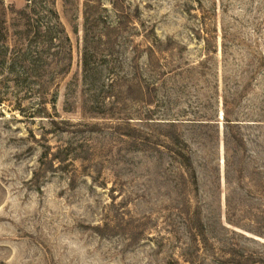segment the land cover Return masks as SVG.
<instances>
[{
	"label": "rangeland",
	"instance_id": "obj_1",
	"mask_svg": "<svg viewBox=\"0 0 264 264\" xmlns=\"http://www.w3.org/2000/svg\"><path fill=\"white\" fill-rule=\"evenodd\" d=\"M38 1L70 43L0 0V264H264V0Z\"/></svg>",
	"mask_w": 264,
	"mask_h": 264
},
{
	"label": "trees",
	"instance_id": "obj_2",
	"mask_svg": "<svg viewBox=\"0 0 264 264\" xmlns=\"http://www.w3.org/2000/svg\"><path fill=\"white\" fill-rule=\"evenodd\" d=\"M28 3L26 7L18 13L19 18H17L18 25L17 27L22 28L15 35L16 38L29 39L30 37L38 39V42H41L43 47H46L47 43H52L53 40L58 39L60 43H70V39L66 34L65 28L60 20V17L56 10L53 8L52 1H49L45 4L44 7H40V3L38 0H27ZM6 24V22H5ZM120 27V23H118ZM9 26H4L1 31L6 35V39L8 40V36L10 34ZM16 29V28H15ZM22 51V50H21ZM19 52V57L12 58V66L16 64V60L22 58V62L28 63L26 58L23 57V53ZM90 55L85 49L83 53V65L87 67L90 63ZM190 162V160H188ZM190 165V164H188ZM193 177H196V173L194 172Z\"/></svg>",
	"mask_w": 264,
	"mask_h": 264
}]
</instances>
